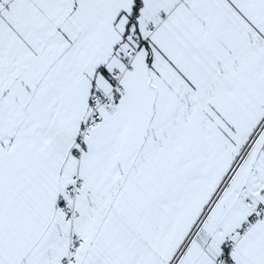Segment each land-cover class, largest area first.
Wrapping results in <instances>:
<instances>
[{
  "label": "snow or ice",
  "instance_id": "6c2138e0",
  "mask_svg": "<svg viewBox=\"0 0 264 264\" xmlns=\"http://www.w3.org/2000/svg\"><path fill=\"white\" fill-rule=\"evenodd\" d=\"M0 264H264V0H0Z\"/></svg>",
  "mask_w": 264,
  "mask_h": 264
}]
</instances>
